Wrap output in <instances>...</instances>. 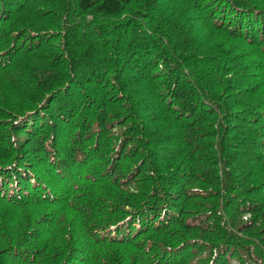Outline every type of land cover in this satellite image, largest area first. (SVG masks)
Segmentation results:
<instances>
[{"label":"trees","instance_id":"obj_1","mask_svg":"<svg viewBox=\"0 0 264 264\" xmlns=\"http://www.w3.org/2000/svg\"><path fill=\"white\" fill-rule=\"evenodd\" d=\"M0 264H264V0H0Z\"/></svg>","mask_w":264,"mask_h":264},{"label":"bare ground","instance_id":"obj_2","mask_svg":"<svg viewBox=\"0 0 264 264\" xmlns=\"http://www.w3.org/2000/svg\"><path fill=\"white\" fill-rule=\"evenodd\" d=\"M14 254V253H13Z\"/></svg>","mask_w":264,"mask_h":264}]
</instances>
